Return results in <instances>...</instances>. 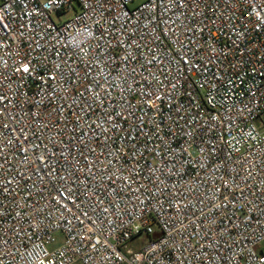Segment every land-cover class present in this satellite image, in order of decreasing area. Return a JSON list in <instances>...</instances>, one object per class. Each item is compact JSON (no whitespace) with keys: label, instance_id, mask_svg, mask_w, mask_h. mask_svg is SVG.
Here are the masks:
<instances>
[{"label":"built area","instance_id":"obj_1","mask_svg":"<svg viewBox=\"0 0 264 264\" xmlns=\"http://www.w3.org/2000/svg\"><path fill=\"white\" fill-rule=\"evenodd\" d=\"M136 1L0 0V264H264V0Z\"/></svg>","mask_w":264,"mask_h":264},{"label":"rangeland","instance_id":"obj_2","mask_svg":"<svg viewBox=\"0 0 264 264\" xmlns=\"http://www.w3.org/2000/svg\"><path fill=\"white\" fill-rule=\"evenodd\" d=\"M141 0H137L136 3H139ZM76 8L78 9V7L76 6ZM73 14L71 12H65V13H62L61 16H60V19L61 20H64V19H67V18H70ZM54 20L56 22H58V17L57 16H54L53 17ZM149 240V238L145 235H141L139 236L138 238H136L134 241H132L130 244H129V247L133 248V249H136V248H139L141 245L145 244L147 241Z\"/></svg>","mask_w":264,"mask_h":264}]
</instances>
